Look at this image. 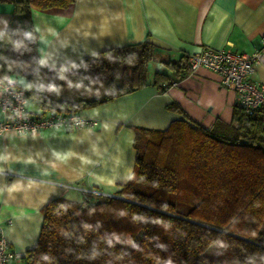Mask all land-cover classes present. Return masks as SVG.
I'll use <instances>...</instances> for the list:
<instances>
[{"label": "trees", "instance_id": "trees-1", "mask_svg": "<svg viewBox=\"0 0 264 264\" xmlns=\"http://www.w3.org/2000/svg\"><path fill=\"white\" fill-rule=\"evenodd\" d=\"M4 1L13 12L0 33V76L9 72L42 109L77 111L148 85L161 92L171 81L168 69L178 72L187 61L184 55L162 61L164 68L149 81L155 45L144 40L50 69L39 63L30 6L66 7L75 0ZM77 85L102 91L89 97L64 93ZM167 108L182 117L163 129L135 130L132 172L114 195L54 197L42 206L25 264H264L260 114H245L235 103L230 122L216 118L205 128L175 101ZM218 237L223 244L209 256L206 249Z\"/></svg>", "mask_w": 264, "mask_h": 264}, {"label": "crops", "instance_id": "crops-1", "mask_svg": "<svg viewBox=\"0 0 264 264\" xmlns=\"http://www.w3.org/2000/svg\"><path fill=\"white\" fill-rule=\"evenodd\" d=\"M12 12V4L0 0V33ZM30 18L39 63L50 69L144 40L155 45L154 71L164 68L162 61L203 47L264 52V0H75L66 7L30 6ZM168 74L171 81L161 92L148 85L76 111L94 119L93 125L0 134V225L10 251L24 254L35 244L41 208L51 198L79 201L82 189L114 195L132 172L135 130L163 129L182 117L167 108L172 101L205 128L216 118L230 122L235 92L221 85L216 71L205 66L191 71L185 60ZM251 78L264 84V59ZM35 101L27 104L30 112L48 110ZM4 117L0 111V120Z\"/></svg>", "mask_w": 264, "mask_h": 264}, {"label": "built area", "instance_id": "built-area-1", "mask_svg": "<svg viewBox=\"0 0 264 264\" xmlns=\"http://www.w3.org/2000/svg\"><path fill=\"white\" fill-rule=\"evenodd\" d=\"M260 42L264 45V35ZM264 59L261 48L251 53L233 52L225 48L203 47L200 51L187 55L191 71L200 66L216 71L224 87H232L235 103L248 115L259 113L264 123V84L252 80L256 63ZM29 98L26 87L15 77L5 72L0 76V111L5 117L0 120V134L12 130L20 134L38 133L43 128L74 129L79 126L95 124L94 119L83 118L76 111L30 112L27 108ZM109 196L96 189H82V199ZM23 254L8 249L7 241L0 225V264H14Z\"/></svg>", "mask_w": 264, "mask_h": 264}, {"label": "rangeland", "instance_id": "rangeland-1", "mask_svg": "<svg viewBox=\"0 0 264 264\" xmlns=\"http://www.w3.org/2000/svg\"><path fill=\"white\" fill-rule=\"evenodd\" d=\"M153 63L154 61H150L148 63V67H147V73H150L151 75H153L154 73V67H153ZM19 80H22L23 77L22 76H18ZM102 91V86L99 85H91V86H81V85H77L71 89H64V93H66V95L70 96V95H74V96H94V95H98L100 92ZM72 92V93H71ZM31 106L36 104L35 100L30 99L28 102ZM29 105V106H30ZM103 197V196H102ZM101 198V197H100ZM262 232H264V224H262L261 227ZM223 244V239L221 237L216 238V240L206 249V253L209 256H214L216 254V252L218 251V249L221 247V245ZM16 264H25L24 262L20 261Z\"/></svg>", "mask_w": 264, "mask_h": 264}, {"label": "water", "instance_id": "water-1", "mask_svg": "<svg viewBox=\"0 0 264 264\" xmlns=\"http://www.w3.org/2000/svg\"><path fill=\"white\" fill-rule=\"evenodd\" d=\"M24 34L26 36V40L30 41L31 40V35H30V31H24Z\"/></svg>", "mask_w": 264, "mask_h": 264}]
</instances>
